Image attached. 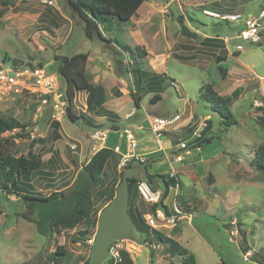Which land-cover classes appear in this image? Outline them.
<instances>
[{
	"label": "rangeland",
	"instance_id": "374dc122",
	"mask_svg": "<svg viewBox=\"0 0 264 264\" xmlns=\"http://www.w3.org/2000/svg\"><path fill=\"white\" fill-rule=\"evenodd\" d=\"M1 1L21 5L12 11H6L0 19V65L13 69L40 67L48 73H54L57 66L56 54L71 55L73 52H87L89 49L94 51L98 46L97 43L100 40L96 42L86 38L83 22L73 16L71 10L67 12L75 21L74 35L67 46L56 48L55 40L51 39L48 33L53 34V27L57 26L44 25L45 23L36 20L38 9L33 8L31 4L32 7L28 6V9L25 7L26 3L32 2V0ZM2 5L1 3L0 6ZM55 7L57 6L55 5ZM207 9L220 13L240 12L245 16H261L264 13V0H145L140 8L141 17L136 23H140L142 29L144 28L142 32L148 36L146 38L148 42L152 36L158 35L161 28L166 35L169 33V30L166 31L163 26L165 20L169 23L171 13L176 14L173 15L175 19L182 14L186 23L202 26L201 29H204L205 25H209L212 31L221 32L223 35L220 36L222 37L215 39V41H220L221 45L227 43L223 36L231 37L229 51L232 55L230 54L227 60L225 58L228 55V49L221 45L209 47L206 43L197 42L194 52L181 50L180 53L184 55L196 54L190 60L185 61L189 64L176 59L170 60L167 64V72L173 75L182 89L176 85L172 77L160 73L161 83L164 86L163 98L155 104H151L149 101L155 92L147 89L150 87L149 82L155 74V69H159V63L162 64L165 60H160L151 54L155 58L151 60L152 64H149L150 57L144 59L138 57L140 63H135L130 68L122 64L126 79L129 81V83L124 82L126 89L124 93L127 97H132L137 84L139 94L143 98L140 109H136V114L141 113L137 124L145 121L143 108L156 116H167L179 111L182 113L183 119H187L193 114L190 127H194V129L204 119H212V134L215 135L212 142L205 143V149L188 152L183 161L174 163L177 164L175 166L176 177L180 183L178 200L184 206L185 211L188 209L186 212L189 213V216L180 215L176 223H167V225L158 226L157 229H163L161 230L162 234L166 237L179 238L181 246H176L177 250L174 255L164 256V253L168 254V242H162L161 249L150 248L148 242H141L142 239H145L146 234L135 228L134 240H119L113 245L115 249L128 251L135 264H187L184 255H194L197 264H224L223 262L257 264L256 260L259 264H263L258 255L254 259L244 260L245 250L243 251L240 245L230 238L239 240L241 246H244L245 243L248 244V234L249 236L255 234L256 247L259 250L264 248V167H259L254 162L257 149L264 145V115L261 109V107L264 108V21L259 24L262 30L261 40L253 42L234 37L237 31L233 27L235 24L218 22L216 18L205 14ZM117 25L119 24L114 21V26H109V33L105 31L106 34L118 36L120 42L135 40L131 33L118 30ZM68 26L64 29L66 30ZM33 32H36V35H32ZM182 39L185 42V37ZM152 40L157 46L156 50H165L166 43L163 35L159 36L157 41L153 38ZM224 54L226 57L222 63L228 68H234L232 74H229L228 70L223 72L222 69L216 68L220 62L218 56H224ZM166 62L168 61L166 60ZM130 69H133V75ZM138 69L145 73L142 79L137 73ZM107 75L108 73L105 72V76ZM261 75L263 78L258 79V76ZM60 80L62 89L65 91L67 89L66 82L62 78ZM237 81L244 86L242 97L231 106L238 123L226 127L222 124L220 115L213 112L209 108V103L203 99L201 87L209 83L214 87L218 86V90L225 95L238 87ZM253 86L255 87L253 88ZM7 89L0 83V112L16 118L30 130L37 128L35 137L45 139V145L49 149L54 133L53 125L50 124L51 104L47 105L46 112L41 117L39 113L43 104L40 99L27 91L22 93L11 91L9 93ZM85 95H77L74 100L73 110L78 115L87 109ZM117 96L116 91H112L109 97L110 103L113 104L116 99L119 101L124 99L122 96ZM133 107L134 103H126L122 112L135 110ZM208 113L211 116H207ZM119 125L123 132L128 127V122L121 120ZM63 128L65 132L69 133L71 139L69 140L78 143L79 148H81L79 139L80 141L83 139L80 133L86 132L83 135L85 139V135L91 136L94 131V127L83 120L75 123L66 119L63 122ZM181 129L183 130L184 126ZM180 133V131L176 133L171 129L165 130L161 139L171 137L173 147L177 149ZM17 137L21 138V142L13 153L18 156L24 155L22 153L27 152L32 137L23 133ZM65 139L68 140L66 135L64 141ZM70 141L62 147L64 148L63 154L68 155L64 154L67 161L57 155L51 166L53 169V164H55L57 170L55 174L62 180H59L55 186H52L49 181L52 189H49L48 184H46L47 187H43L45 186L43 184L46 183L44 180L36 181L39 187H43L41 193L48 195L52 190L64 185L65 181L71 182L75 178L80 163L74 167L75 165L72 166L69 162V158L75 157L77 161L78 158L82 159L81 164H83L94 151L92 148L86 150L85 146L81 156H77L69 148ZM170 157V160L173 161L172 154ZM158 158L159 160L152 164L156 173H167L166 155H160ZM127 163L124 161L123 155L117 154L116 158L111 159L105 167L102 176L103 184L94 188V199L100 210L99 217L102 209L107 205L110 195L115 194L116 196V187H118L116 184L120 181L121 171L125 166H128ZM6 191V193L0 194V264H55L49 261V255L60 246H63L66 252L65 256H61V264H89L92 261L91 249L93 245L88 240L96 233L97 227L93 228L87 237L81 236V239L78 238V235L79 231L85 228L84 224H80L72 230L61 229L51 236L43 235L38 231L33 221L20 214L23 209L20 195L9 192V190ZM171 201L172 199L168 201L169 204ZM130 203L132 211L136 210L135 205L140 208L147 207V210L151 209V205L146 203L135 189L131 193ZM129 209L128 207V211ZM196 229L200 233L195 232ZM226 229L228 231L231 229L234 234L231 235ZM151 235L152 233L149 231L148 236L151 237ZM110 259L111 256L102 264L110 263Z\"/></svg>",
	"mask_w": 264,
	"mask_h": 264
},
{
	"label": "crops",
	"instance_id": "0c3cea01",
	"mask_svg": "<svg viewBox=\"0 0 264 264\" xmlns=\"http://www.w3.org/2000/svg\"><path fill=\"white\" fill-rule=\"evenodd\" d=\"M2 2H4V1L0 0V4ZM26 4L27 5H25V7L27 9L29 7H32L31 5H33V8L35 7V8L38 9L37 17H36L37 21L40 20L41 23H45L44 25H48L49 26L50 24H53L54 26L58 27V28L57 27H53L54 33L51 34L53 36H51L48 33V35L51 37V39L55 40L54 45H56L55 46L56 48H58V47L62 48V47L67 46L69 44V41H70L71 37L74 35V31H75L74 30V24H75V21L73 20V18L70 15H68L67 11L71 10V8H70V5L68 4V2L66 0H61V1L60 0H58V1L53 0V4L52 5L44 3L42 1H37V0H32V2H27ZM20 5L21 4H19V3L13 5V3L10 2V3H6V6H4V5L0 6L1 7L0 9L6 7L7 8V12H8V11L14 10L17 7H20ZM55 5L57 7H55ZM141 6H140V8H141ZM140 8L132 16V18L130 20H128V21L120 22L118 19H113L112 22H110V23L101 24L100 25V29L102 31V35H103L102 37H98L97 36V37H95L93 39H90V38H88L86 36V38L88 40H90V41L95 40L97 42V40H100V41H98L99 42V43H97L98 46H97V48L94 51L92 49H89V50H87V52H85V53L89 54V57H88V60H87V63H86V74H87V76L90 78V80L92 82L100 83V84H102L105 87L107 99H106V102L103 104V106H101L100 108H98V109H96L94 111H88V108L85 109L84 113H85V115L88 116V118L87 119H84V118L79 119V120L85 121L86 123H88L89 125L94 127V131L92 132L91 136L85 135V139H84L83 135L86 132L80 133L81 138H83L81 141L79 139V142L81 143V148H79L78 143H76L74 141H70L71 139L69 138L70 137L69 133L65 132V130L63 128V122H65L66 119H69L68 116L66 115L63 119L55 118L54 117L55 110H54L53 106L51 105L52 112H51V115H50V124L53 125L52 131L54 133H53L52 142L50 143L49 149L45 145L46 144L45 139H42L40 137H37V138L35 137L34 138V137L31 136L32 140L29 141L30 143L28 145L27 152L22 153V154H24V156H30L31 154L34 155V156H40V158L42 160L43 164H42V168H41L42 169L41 173L32 172L29 175L25 174V175H22L20 177V179L23 180V181L31 182L34 185V187H35V189L37 191H42L43 187L44 188L47 187L46 184L49 185V183H48L49 181H50V183H52V186H55V184L59 180H62V179H60V177H57V175L55 174V171H57L55 169V164H53V166H54L53 169H51V166H52V162H54L55 156H57V155H60V158H62L63 160L67 161V158H65V156H64V154L65 155H67V154L66 153L63 154V152H62V151H64V148H62L64 144H67V142L70 141L69 148L74 153H76L77 156L78 155L81 156L85 146H86V150H88V149L90 150L92 148V150H94V151H93V153L91 154V156L89 157V159L85 163H87L90 160V158L93 156V154L95 152H97L99 149H101L103 147L113 148L117 152V154H119V155L121 154L124 157L125 154L128 153L126 130H132L136 134L137 141H138L137 152H139L141 155H143L144 159L149 158V157H154V156L166 155L167 161H168L167 173L172 169V167L177 166V164H174V163H173L174 166L172 165L171 160H170V158H171L170 155L171 154L173 155V152H175L176 150L179 149V143L182 140H185V139L186 140L187 139L191 140L192 139L193 133L195 132V130L198 127L197 126L195 129H194V127H190V124H191V122L193 120V114L190 117H188L187 119H183V117H182V120L179 123V125L176 127V129L175 128L174 129L170 128L171 130H173L176 133L179 132V131L181 132L180 133L181 137H180V141L177 144L178 145L177 149H174V147H173L174 144H173V140H172L171 137H164V139H161L162 135L161 136H157L155 133H153L149 129V124H148L149 117L150 116H156V115H153V114L149 113L147 111V109L143 108L144 113H145V121L143 123L137 124L138 121L141 118V113L136 114V109L139 110L140 108L136 107V103H135V99H134L133 95H132L133 98L131 96L127 97V95L124 93V92H126V89H125V86H124V82L126 81L127 83H129V81L126 79L127 77L124 74V69H123V65L122 64H125V66L127 68L132 67V65L135 64V63L137 64V62H136L137 60H136L135 56H133L131 54L130 49H128V48L131 47L132 49H135L137 46H141L148 53V55L146 57H150L149 64H152L153 61H151V60L155 59L151 54H154L160 60H165L164 63H162V64L159 63V67H158L159 69H155V73H158L159 75L161 73L164 76L167 75L169 77H172V79H174V81L176 82V85L181 88V85L173 77V75H171V74H169V72H167V64L169 63V61L173 60V59H176L179 62L189 64V63H187L185 61L190 60V58L196 56V54L195 53H190V54H185L184 55V54L180 53L181 50H183L185 52H191V51L194 52L196 50V48H197V45L195 44L197 42H200L202 44L206 43L207 46H209V47L211 45L213 47H215L216 45H221L220 41H215V39H220V37H222L220 35H223V34L221 32H218V31H214V30L212 31V28L209 25H205L204 29H201L202 26L195 25V24H193V25L188 24V23H186L184 16L182 14H180V15L183 16L184 22L191 28V30L199 33L200 38L199 39H193V38H189L187 36H184L182 34V32H181V24H180V22L178 20V17L180 15H178L176 17V19H175L173 17V15H176V14L171 13L170 14L171 18L169 20V23H167V21L165 20L164 26H163L166 29V31L169 30V33L167 32L168 34L166 35L165 32H163V28H161V31L158 33L157 36L156 35L152 36V38L155 39V41H157L159 39V36H161V35L164 36V41L166 43L165 50H156L157 46L154 44V41L152 40L151 36H149V38H151V40H150V42H148V40L146 39L148 36H146L142 32V30L144 28L142 29L140 23H136L137 20L139 19V17H141ZM56 19H57V21H56ZM114 21H116V23L119 24V25H117L118 30H124L126 33L127 32L131 33L135 37V40L134 41H129V42L127 40H124L123 42L122 41L120 42L118 36H113L112 34H110V36L107 35L105 31H107L109 33V26H114ZM218 22L221 23V22H225V21L218 20ZM82 24H80V25H82ZM67 25H69V26L65 30L64 27H66ZM43 27H45V26H43ZM233 27L236 28L235 25ZM84 32H85V30H84ZM64 33H65V36H64ZM214 34H216L217 36L214 35ZM32 35H36V32H33ZM183 37H185V39H186L185 42L182 39ZM223 37H224V40L227 43H225V45H221V46H223L224 48L228 49V53H227L228 55H227V57L225 56V54H224V56H221V55L218 56V59H219L220 62L216 65V68L219 69V70L222 69L223 72H224V70H228L229 74H232V70H234V68H228L227 66L223 65V63H222L223 62L222 60L225 57H226L225 60H227L228 56L230 54L232 55V53H230V51H229V42H231V37H228V36H223ZM234 37H235V35H234ZM35 44L37 45L39 43H35ZM113 50H114V52H113ZM123 51H128L131 54L132 61H133L132 64H127L125 62V56L123 54ZM76 53H82V51L73 52V54H76ZM175 53H177L180 57L179 58L176 57ZM73 54H71V55H73ZM56 55H59V54H56ZM67 56H70V55H67ZM142 59H144V58H142ZM166 60L168 62H166ZM139 63H140V61H139ZM192 66H194V65H192ZM196 67L199 68V69H202V68H200L198 66H196ZM118 70H120V71H118ZM130 71H131V73L133 75V69L132 70L130 69ZM105 72L108 73L107 76H105ZM255 76H256V74H255ZM261 78H263L262 75L258 76V79H261ZM237 83H238V81H237ZM237 85H238L237 88L242 89V93H243L244 86L242 84H240V83H238ZM115 86H117V87H115ZM254 87L255 86H253V88ZM237 88H235V89H237ZM215 89L220 94H222L218 90V86ZM134 90H135L134 93L138 92L136 90V87H135ZM66 91H67V89H66ZM112 91H114V92L116 91V94L118 95L117 97L122 96V97H124V99L122 101H119V100L116 99V100H114L113 104L110 103L111 99L109 97L112 94ZM231 93H229V94H231ZM82 94H84V95L86 94L85 96H86V101H87L88 92L85 91V90H77L75 92V94H74L73 104H74V100H75L76 96L77 95H82ZM229 94H225V95H229ZM32 95H35V94H32ZM128 95H130V94H128ZM140 95L141 94H138V96H140ZM222 95H224V94H222ZM141 96H140V104L142 105V99L143 98ZM241 97H242V94H241L240 98ZM37 98L40 99L41 103L43 104L41 98L40 97H37ZM131 102L134 103V107L133 108H135V115L136 116L134 115V113H133V115L131 114L134 109L132 111L128 110L125 113L122 112V109H123L124 105L126 103H131ZM73 104H72V108H73ZM47 105H50V104L41 105V109L42 110L39 113L41 115V117L44 116V114L46 112V108L48 107ZM86 107H87V102H86ZM261 109L263 110V115H264V108L261 107ZM177 112H179V111H177ZM177 112H174V113H177ZM171 114H173V113H170L169 115H171ZM82 115H83V113L81 115H79V116H82ZM207 116H211V114L208 113ZM79 120H77L76 122H78ZM121 120H126L128 122V127L125 128L123 132H121V127L119 125V122ZM208 120H207V123H208ZM141 125L144 126L143 129L139 128V126H141ZM183 126H184V129L182 130L181 128H183ZM29 130L30 129H28V127L25 126L24 129L17 128V129H14L12 131L4 132L2 134V138H1V141H0V151L2 152V154H12V155H14L16 157H19L18 155H15L13 153L18 148L19 142H21V140H20L21 138L19 139V137H17V136L19 134H21V133L30 135L28 133ZM37 131H38V129H37ZM97 131H107L108 132V137H107L106 141L100 142V141H96L93 138V134L95 132H97ZM35 133L37 134V132H35ZM42 134H44V133H42ZM65 135L68 137V140L65 139V141H64V136ZM183 135L186 136V137H184ZM10 136H14V137H10ZM40 136H41V133H40ZM71 143L77 145V149L76 150H73L71 148V146H70ZM205 146L206 145L204 143V144H202L201 148L205 149ZM191 151H197V150L194 149V150H191ZM69 155H70V153H69ZM69 160H70L69 162L71 163L72 166L75 165L74 167H76V165L78 163H80V166H79V168L77 170V174H78V172L81 170V168L83 167V165L85 163L81 164V162H82L81 160L82 159L80 160L78 158V161H77V159L75 157H73L72 159L69 158ZM147 170L150 173H156L155 168L152 165L149 168H147ZM77 174H76L75 178L71 182L65 181L64 185H62L60 188L54 189L52 191H62V190L69 189L73 185V183H74V181H75V179L77 177ZM38 180H44L46 183L43 184V185H45V186L39 187L36 184V181H38ZM61 183H63V181H61ZM179 185H180V183H179ZM48 187H49V189H52V188H50L51 187L50 185ZM156 188L157 189H161L164 192V189H163V187L160 186V184H156ZM135 191L137 192V190H135ZM175 191H176V184L175 185H170L169 186V190H168V194L165 197V199H163V202H164L165 205H167L168 210L171 209L173 211V201H171V204H169L168 201L173 198L172 195L175 193ZM179 191H180V189H179ZM137 194L139 195V193H137ZM178 202L182 206V204H181V202L179 200H178ZM109 203L110 202H107V204H109ZM129 205H130V200H129ZM135 206L137 207L136 208L137 210H139V211H141L143 213V219L144 220H145V216L147 214H149V213H152L155 210V208H156L155 205H151V209L150 210H147V207H141L140 208L137 205H135ZM182 209H184V206H182ZM191 216H192V214H191ZM145 223H147L146 220H145ZM149 228H150V233H152L151 237L149 236L150 238H152V243L148 242L149 245H150L149 247L153 248V249H161L162 248V244L161 243L162 242L163 243H167V242L162 241L161 239H159L157 234H155L154 231L155 230L159 231L162 234L161 230H163V229L159 230L157 228L155 229V228H152L150 226H149ZM226 230L231 235H233V231L231 229L230 230L232 232L230 230L228 231V229H226ZM194 231L200 233V231L198 229H196ZM148 235H149V233L146 234V236H148ZM162 236L166 237L163 234H162ZM173 240H175L176 243L175 244H171L169 242L167 243L168 244V247H167L168 254L164 253V256H168L169 254H170V256L174 255L175 250H177L176 246L180 245L179 238L178 239H173ZM230 240L235 241L236 243H238L240 245V248L243 251L245 250L244 251V260H249V259H245V255H246V253L248 251H251L252 255L249 258H253L254 259V257L256 255H258V258L260 259L261 263L264 264V248H261L259 250L256 247L255 234H251L250 236L248 234V239H247L248 244H246L244 242L245 243L244 246H241V244L239 243V240L234 239L233 237L230 238ZM249 243H250V246H249ZM154 245H156L157 247H154ZM184 258H185V255H184ZM255 262L257 264H259V262L257 260ZM223 263L224 264H230V263H226V262H223ZM194 264H197V261ZM217 264H220V263H217Z\"/></svg>",
	"mask_w": 264,
	"mask_h": 264
},
{
	"label": "trees",
	"instance_id": "16d2710c",
	"mask_svg": "<svg viewBox=\"0 0 264 264\" xmlns=\"http://www.w3.org/2000/svg\"><path fill=\"white\" fill-rule=\"evenodd\" d=\"M70 5L72 14L78 17L84 25L85 34L88 38L93 39L95 37H102V31L100 29L101 24L112 22L113 19H118L120 22L128 21L137 12L140 6L145 0H66ZM6 6L5 1L2 2ZM7 11L4 7L0 9V19ZM181 24V32L184 36L193 39H199V33L191 30V28L184 22L182 15L178 17ZM130 52L136 58L137 64H139V58H145L148 53L141 47L137 46L135 49L129 47ZM176 57H180L175 53ZM89 54L82 52L76 53L70 56L56 55L55 59L57 66L54 69L60 78L65 80L67 85L68 94V118L76 122L77 120L88 116L83 113L82 116L77 115L72 108L74 94L77 90H85L88 92L87 108L88 111H94L106 102L107 95L105 87L100 83H94L86 74V63ZM139 77L142 79L144 72L138 69ZM149 89L155 92V94L149 99L150 103L155 104L163 98L162 92L164 86L161 83V76L155 73L149 82ZM137 93H133L136 107L140 108V96L138 85H135ZM201 94L203 99L209 103V108L218 113L221 117V122L226 127H231L238 123L235 118L231 106L240 99L242 89L237 88L229 95L220 94L214 86L207 83L202 85ZM142 97V96H141ZM264 102V97H263ZM16 128L24 129L25 125L12 116L5 115L0 112V141L2 134L6 131H12ZM215 135L212 134V119L208 120L207 127L203 130L202 136L197 139V143L202 146L204 143L212 142ZM31 153V152H30ZM117 152L110 147H103L93 154L90 160L83 165L78 172L77 177L73 185L62 191H52L49 195L37 191L31 182L23 181L20 179L22 175H29L32 172L41 173L42 160L40 156H24L16 157L12 154H2L0 151V194L6 193V190L20 195V199L23 203V209L20 211L22 216L29 218L33 221L38 231L47 236H51L53 233L60 231L61 229L72 230L78 225L84 224L85 228L79 231L78 238L87 237L88 234L95 229L99 223V209L97 208L94 199V188L103 184V173L107 163L116 158ZM160 156H154L146 158L145 160L132 159L127 164L133 166L137 163L141 164L150 178L149 182L156 188V184H160L163 187L164 192L160 204L163 209L168 213V207L164 204L163 199L168 194L169 186L178 183L175 177H171L169 173H150L149 168L153 162L159 160ZM254 162L259 167H264V145H261L255 154ZM124 170V168H123ZM120 173V181L117 186L123 182V172ZM138 179L132 178L129 180L130 185V197L133 189L137 190ZM117 188V187H116ZM138 193V190H137ZM114 195H110L107 202L113 201ZM129 216L132 220L134 227L145 234L150 231L149 226L143 219V213L139 210L132 211L131 203L129 205ZM156 209V208H155ZM158 238L162 241L175 244V240L164 237L159 231H154ZM141 242H151L152 238L146 236ZM121 259L115 261L113 257L108 264H135L133 258L129 252L125 249L119 250ZM66 252L63 246L57 248L56 251L49 255V261L55 264H61V256H65ZM185 262L187 264H194L195 257L193 255H185ZM91 264V262H89Z\"/></svg>",
	"mask_w": 264,
	"mask_h": 264
},
{
	"label": "built area",
	"instance_id": "2783aa9c",
	"mask_svg": "<svg viewBox=\"0 0 264 264\" xmlns=\"http://www.w3.org/2000/svg\"><path fill=\"white\" fill-rule=\"evenodd\" d=\"M47 4H53V0H37ZM205 14L228 23H234L237 31L235 37L242 38L244 40H251L253 42H259L262 38V30L258 23V19L261 16L247 15L245 16L240 12L220 13L214 10H205ZM125 56V62L132 64V57L128 51H123ZM12 73H15L14 75ZM0 83L5 85L10 93H22L27 91L31 94H35L40 97L43 104H51L55 110L54 117L57 119H63L67 115V107L69 104L67 91L62 89L60 77L56 73H48L44 68L33 67L23 69H13L7 66L0 65ZM135 114V110L132 111ZM148 115V114H147ZM182 113L177 112L168 116H150L149 117V129L157 136H161L165 130L170 128L176 129L182 120ZM207 120H203L199 123L197 129L193 133L191 140H182L179 143V149L173 152V163L181 162L186 158V154L191 150H200L201 146L197 143V139L202 136V131L207 127ZM143 129L144 126H139ZM37 128L29 130L28 133L35 138ZM108 137L107 131H97L93 134V138L96 141L104 142ZM127 148L128 153L124 156V161L129 162L132 159L145 160L143 155L137 152V136L132 130H126ZM193 145V146H192ZM73 150L77 149V145L71 143ZM174 166V165H173ZM171 177H176L175 167L169 171ZM137 190L140 197L147 203L155 205L156 209L145 216L147 224L152 228H158V226L167 225V223H176L179 220L180 215L189 216V213L182 209V206L178 202L179 183L176 184V191L172 195L173 211L170 209L167 213L160 204L163 196L161 189L154 188L147 180H138ZM234 234V232H233ZM95 235L88 240V242L94 244ZM154 247H157L154 245ZM252 255L251 251H248L245 255V259H249ZM111 257L118 261L121 259L120 251L115 249V246L111 247Z\"/></svg>",
	"mask_w": 264,
	"mask_h": 264
},
{
	"label": "water",
	"instance_id": "95a60500",
	"mask_svg": "<svg viewBox=\"0 0 264 264\" xmlns=\"http://www.w3.org/2000/svg\"><path fill=\"white\" fill-rule=\"evenodd\" d=\"M264 15L258 19L261 24ZM13 75L15 73H12ZM123 182L117 187V194L113 201L107 204L100 213V220L95 233L94 244L91 249V264H102L111 254V247L119 240H134V225L128 214L130 200L129 180H147L150 178L145 168L137 163L133 166H125L123 170ZM152 185V183H150Z\"/></svg>",
	"mask_w": 264,
	"mask_h": 264
}]
</instances>
